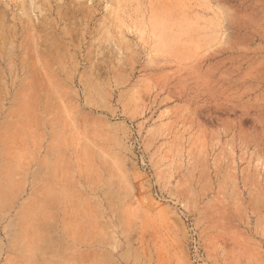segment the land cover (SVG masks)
I'll return each mask as SVG.
<instances>
[{
	"label": "rangeland",
	"instance_id": "obj_1",
	"mask_svg": "<svg viewBox=\"0 0 264 264\" xmlns=\"http://www.w3.org/2000/svg\"><path fill=\"white\" fill-rule=\"evenodd\" d=\"M0 264H264V0H0Z\"/></svg>",
	"mask_w": 264,
	"mask_h": 264
}]
</instances>
